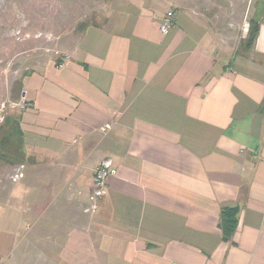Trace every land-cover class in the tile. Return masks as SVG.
I'll return each mask as SVG.
<instances>
[{"label": "crops", "instance_id": "1", "mask_svg": "<svg viewBox=\"0 0 264 264\" xmlns=\"http://www.w3.org/2000/svg\"><path fill=\"white\" fill-rule=\"evenodd\" d=\"M247 1L105 0L57 57L30 60L0 264H264V0ZM240 14L259 24L249 48ZM105 157L116 172L90 213Z\"/></svg>", "mask_w": 264, "mask_h": 264}, {"label": "rangeland", "instance_id": "2", "mask_svg": "<svg viewBox=\"0 0 264 264\" xmlns=\"http://www.w3.org/2000/svg\"><path fill=\"white\" fill-rule=\"evenodd\" d=\"M252 0H248L249 4ZM105 0H0V198L6 186L15 183L13 176L21 172L27 160L16 130L15 116L21 110L13 106L20 98L21 79L32 58L57 57L63 40L75 37L82 28L97 19ZM222 3V2H221ZM220 3V4H221ZM225 2H223V8ZM214 7V6H213ZM217 6L212 9L213 15ZM213 18L225 23L227 13ZM220 19V20H218ZM250 16L237 20L240 48L247 36ZM247 26V28H246ZM3 191V192H2ZM5 204L0 214H5Z\"/></svg>", "mask_w": 264, "mask_h": 264}, {"label": "built area", "instance_id": "3", "mask_svg": "<svg viewBox=\"0 0 264 264\" xmlns=\"http://www.w3.org/2000/svg\"><path fill=\"white\" fill-rule=\"evenodd\" d=\"M174 24V12L172 9H167L162 17V21L159 25V31L162 35H166L169 29ZM247 28V26H246ZM68 56H63V59H67ZM13 106H17L20 109H24L27 105L25 96L20 94V98L17 102L12 103ZM110 125L105 124L102 127V131L109 129ZM116 169L113 165L112 159L109 157L103 158L98 165L95 167L92 176V196L91 203L88 208H86L87 212L94 213L96 211V202L100 198H102L105 194L106 189V180L108 176L114 175ZM20 176V173L13 176V179L16 180Z\"/></svg>", "mask_w": 264, "mask_h": 264}, {"label": "trees", "instance_id": "4", "mask_svg": "<svg viewBox=\"0 0 264 264\" xmlns=\"http://www.w3.org/2000/svg\"><path fill=\"white\" fill-rule=\"evenodd\" d=\"M258 27H259L258 22L254 19H251L249 29L247 32V36L245 37V40L242 46H244L245 48H249L253 45L256 39L257 33H258ZM83 29L84 28H82V30ZM13 119H14V123L16 126V130L18 131V133H20L19 124H18L19 122L18 115L15 116V118ZM23 159H24V154L22 155L21 160ZM236 213H237V209L235 208H227V209L222 210L220 213L218 226L222 232V237L224 240L231 239L236 229V225H237Z\"/></svg>", "mask_w": 264, "mask_h": 264}]
</instances>
